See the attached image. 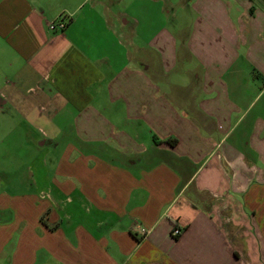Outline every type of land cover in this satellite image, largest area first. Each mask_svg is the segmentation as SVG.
Listing matches in <instances>:
<instances>
[{
  "label": "crops",
  "instance_id": "obj_1",
  "mask_svg": "<svg viewBox=\"0 0 264 264\" xmlns=\"http://www.w3.org/2000/svg\"><path fill=\"white\" fill-rule=\"evenodd\" d=\"M2 53L0 264H264V0H0Z\"/></svg>",
  "mask_w": 264,
  "mask_h": 264
},
{
  "label": "rangeland",
  "instance_id": "obj_2",
  "mask_svg": "<svg viewBox=\"0 0 264 264\" xmlns=\"http://www.w3.org/2000/svg\"><path fill=\"white\" fill-rule=\"evenodd\" d=\"M3 76L0 70V79ZM9 110L12 109L0 106V190L10 193L35 191L38 188L32 182V174L38 179L47 174L43 167L37 165V157L40 158L37 150L42 147L35 141L36 136L29 133V124ZM46 148L49 147H44L43 151ZM54 151L61 153L62 148Z\"/></svg>",
  "mask_w": 264,
  "mask_h": 264
},
{
  "label": "built area",
  "instance_id": "obj_3",
  "mask_svg": "<svg viewBox=\"0 0 264 264\" xmlns=\"http://www.w3.org/2000/svg\"><path fill=\"white\" fill-rule=\"evenodd\" d=\"M67 22L66 20H64L61 16L59 18H57L56 20L52 21L50 23V29L53 31H57V30H63L66 26ZM182 232V227L176 225L172 231L174 236L179 235Z\"/></svg>",
  "mask_w": 264,
  "mask_h": 264
}]
</instances>
